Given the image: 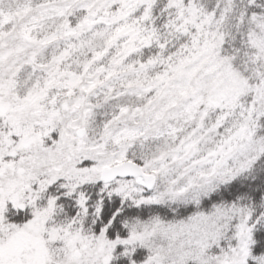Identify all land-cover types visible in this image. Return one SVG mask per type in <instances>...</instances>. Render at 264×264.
Instances as JSON below:
<instances>
[{
  "label": "snow or ice",
  "instance_id": "snow-or-ice-1",
  "mask_svg": "<svg viewBox=\"0 0 264 264\" xmlns=\"http://www.w3.org/2000/svg\"><path fill=\"white\" fill-rule=\"evenodd\" d=\"M0 264H264V0H0Z\"/></svg>",
  "mask_w": 264,
  "mask_h": 264
}]
</instances>
